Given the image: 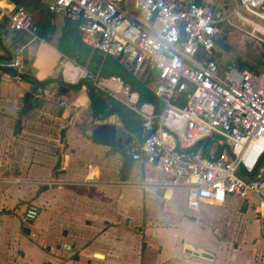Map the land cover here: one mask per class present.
I'll list each match as a JSON object with an SVG mask.
<instances>
[{
  "label": "crops",
  "instance_id": "1",
  "mask_svg": "<svg viewBox=\"0 0 264 264\" xmlns=\"http://www.w3.org/2000/svg\"><path fill=\"white\" fill-rule=\"evenodd\" d=\"M193 1L221 10L209 0ZM48 2L33 10L24 5L34 19L31 31H14L0 18V38L14 57L21 54L29 76L0 70V264H264V202L229 196L189 211L184 189L162 186L166 173L134 161L125 142L136 132L116 114L94 116L88 87H72L101 51L83 34L75 50L65 37L68 18L46 12ZM135 2L122 3L127 19L159 29L157 17ZM0 4L17 6L14 0ZM223 56L216 48L214 58ZM97 77L96 85L116 92L123 106L154 112L151 104L137 105L139 94L121 78ZM144 80L154 92L157 73ZM40 86L55 95L37 97ZM103 122L117 125L122 149L92 141ZM31 203L40 214L26 225L21 215Z\"/></svg>",
  "mask_w": 264,
  "mask_h": 264
},
{
  "label": "built area",
  "instance_id": "2",
  "mask_svg": "<svg viewBox=\"0 0 264 264\" xmlns=\"http://www.w3.org/2000/svg\"><path fill=\"white\" fill-rule=\"evenodd\" d=\"M123 1L49 0L47 8L77 22L88 44L135 76L145 68L157 73L154 92L163 109L142 112L143 129L129 143L131 158L166 173L161 185L184 189L192 209L229 196L264 202V67L223 68L214 58L222 24L232 16L264 35V0H238L229 13L193 0H136L137 9L159 20L155 31L128 20ZM0 18L14 31H31L34 24L24 5L9 10L0 4ZM201 53L210 58L199 59ZM9 66L22 72L21 54ZM54 95L45 86L36 90L39 98ZM39 214L35 203L27 205L22 223Z\"/></svg>",
  "mask_w": 264,
  "mask_h": 264
},
{
  "label": "trees",
  "instance_id": "3",
  "mask_svg": "<svg viewBox=\"0 0 264 264\" xmlns=\"http://www.w3.org/2000/svg\"><path fill=\"white\" fill-rule=\"evenodd\" d=\"M17 5H25L29 10L40 8L43 6L42 0H14ZM46 12L53 14L47 9ZM65 37H71V43H74V49H79L78 38L77 36L82 34L79 30L78 23L68 19L66 25ZM72 45V44H71ZM75 56L79 58L82 64H87L85 58L76 54L79 52H74ZM102 53V52H101ZM93 61L89 63L88 67L90 70V75L79 80L78 83L72 85L74 88H81L83 85H86L90 91V97L92 101L93 113L96 116H101L105 119L108 116L116 114L120 117L122 122L125 124L127 129L131 132L141 133L143 129L144 119L138 118L133 119L135 112L129 107L123 106V104L116 100L113 97H110L108 93L104 90H101L94 83L95 76L97 78L104 77L110 78L112 76L119 77L123 80L124 84L130 88V91L137 92L139 94V100L137 105L142 107L145 104H151L154 106V113L159 115L163 109L162 100L149 88L147 82H144L142 78L135 76L131 71L125 69L115 57L102 54L93 55ZM251 69V67H248Z\"/></svg>",
  "mask_w": 264,
  "mask_h": 264
},
{
  "label": "rangeland",
  "instance_id": "4",
  "mask_svg": "<svg viewBox=\"0 0 264 264\" xmlns=\"http://www.w3.org/2000/svg\"><path fill=\"white\" fill-rule=\"evenodd\" d=\"M214 2L217 5V8L220 7L224 11V6H228V11L232 12L236 7L238 0H209ZM260 22V21H259ZM263 24L262 22H260ZM250 32V33H249ZM253 28H251L246 23L239 20L237 17H231L230 22L226 21L222 24L221 35L217 39V49L224 53V56L219 60L223 68L229 65H240L243 64L244 68L251 67L253 70H261L264 67V43L259 38L264 39V35L261 33L255 32L254 35H251ZM210 55L208 53H201L199 59H209ZM39 69L43 70V67L38 66ZM154 72V71H151ZM148 68H145L141 75L143 74L142 80L145 82V78L151 74ZM41 81V80H40ZM95 82V81H94ZM97 82V81H96ZM95 82V85H96ZM152 84L155 83L154 80L149 81ZM156 85V84H155ZM99 87V85H96ZM110 97L117 99L116 92L106 91ZM121 98V97H119ZM128 106V105H127ZM135 114L133 119L143 118L142 110L133 106L130 107ZM95 116V115H94ZM187 210L193 211V209L187 206Z\"/></svg>",
  "mask_w": 264,
  "mask_h": 264
},
{
  "label": "water",
  "instance_id": "5",
  "mask_svg": "<svg viewBox=\"0 0 264 264\" xmlns=\"http://www.w3.org/2000/svg\"><path fill=\"white\" fill-rule=\"evenodd\" d=\"M222 54H218L220 58ZM14 58L11 47L8 42H5L0 38V70L19 77L21 79H28V75L20 72L19 70L12 68L9 66V62ZM31 81H35L34 78H29ZM36 90V88H35ZM92 110V108H91ZM109 117V116H108ZM61 135L64 137L65 129H62ZM92 141L97 144H102L106 146L114 147L116 150L122 149L124 146L122 145L123 137L119 136L118 127L114 123L103 122L98 124L92 131ZM131 141V137L129 136L126 140V144ZM29 230L27 229V232ZM202 256L212 257L211 254L204 252Z\"/></svg>",
  "mask_w": 264,
  "mask_h": 264
}]
</instances>
